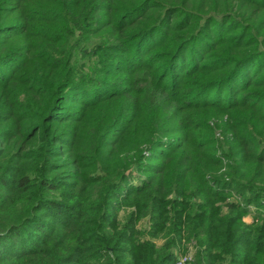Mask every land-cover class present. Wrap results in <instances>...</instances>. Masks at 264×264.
<instances>
[{
	"label": "trees",
	"instance_id": "16d2710c",
	"mask_svg": "<svg viewBox=\"0 0 264 264\" xmlns=\"http://www.w3.org/2000/svg\"><path fill=\"white\" fill-rule=\"evenodd\" d=\"M187 254L264 264V0H0V264Z\"/></svg>",
	"mask_w": 264,
	"mask_h": 264
},
{
	"label": "built area",
	"instance_id": "2783aa9c",
	"mask_svg": "<svg viewBox=\"0 0 264 264\" xmlns=\"http://www.w3.org/2000/svg\"><path fill=\"white\" fill-rule=\"evenodd\" d=\"M191 260V255L187 254L185 256H180L178 259V264L186 263Z\"/></svg>",
	"mask_w": 264,
	"mask_h": 264
},
{
	"label": "rangeland",
	"instance_id": "374dc122",
	"mask_svg": "<svg viewBox=\"0 0 264 264\" xmlns=\"http://www.w3.org/2000/svg\"><path fill=\"white\" fill-rule=\"evenodd\" d=\"M245 220L248 221V222H250L251 221V217L250 216H247V217H245ZM193 251L194 250L191 247L188 250V252L191 253V254L193 253Z\"/></svg>",
	"mask_w": 264,
	"mask_h": 264
}]
</instances>
